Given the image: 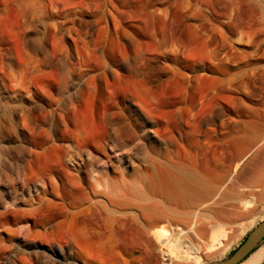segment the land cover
<instances>
[{"label": "rangeland", "instance_id": "1", "mask_svg": "<svg viewBox=\"0 0 264 264\" xmlns=\"http://www.w3.org/2000/svg\"><path fill=\"white\" fill-rule=\"evenodd\" d=\"M239 2L0 0V264H167L152 234L179 228L210 264L264 222V20ZM179 163L229 193L154 228L150 184Z\"/></svg>", "mask_w": 264, "mask_h": 264}, {"label": "bare ground", "instance_id": "2", "mask_svg": "<svg viewBox=\"0 0 264 264\" xmlns=\"http://www.w3.org/2000/svg\"><path fill=\"white\" fill-rule=\"evenodd\" d=\"M240 4H242L241 8L239 10V13H241L240 15L243 16L246 14H252V16H257V18L259 17V18L264 20V0H242V3H240ZM243 8H244V10H243ZM263 29H261L262 32L264 31ZM117 130L118 131L116 133L118 134V132H119V135L116 136V139L118 137V139L116 141L120 140L119 137H121V133H122L123 129L120 128ZM240 149L235 150L234 156L232 155L234 159H237L241 156L243 149H241V150ZM239 160H240L239 166H241L242 162H245V161H242V159H239ZM239 160L237 159V162ZM243 160H244V158H243ZM221 161H223V159ZM221 161L219 160L220 164L222 163ZM220 164H218V165L216 164V166H219ZM84 165H85V167H87L88 164L84 163ZM224 165L226 166V164H224ZM209 166L207 165V167H209ZM198 167L190 168L188 165H186L184 163H179L175 169H172V170H170V168L164 169L162 178L159 181L153 180V183L150 184L151 186L149 185L150 187H149V195H148L149 198L148 199L150 201V204H148L149 206L147 208V217L150 218L149 224H151L152 227L155 228L158 225L161 226V224L162 225L166 224L167 221L171 218V215L173 213H175L179 208H187L190 206H197L199 214H200V213H204V212L208 211L209 207L211 205H213V206L219 205L220 206L223 203V202L220 203V201L222 200L221 194H223L224 192H225L224 194L227 193L225 190L226 188L224 189L223 188L224 186H217V185H219L218 182H217L218 184L216 183L217 185H215V181H220V183H221V181H222L221 179L224 177V175H223L224 172L220 173L219 175H215L216 174L215 172L210 173L208 171L209 172L208 173L206 171L199 169ZM216 168L217 169L220 168L221 171H225V168L223 167V165H222V167L219 166ZM206 169L208 170V168H205V170ZM212 170H214V168H212L211 171ZM255 171L257 172V170H255ZM236 172H237V170H236ZM240 174H242V173H240ZM240 174H238L239 177H240ZM227 176L229 177V175H227ZM242 176H243V174H242ZM102 178H103V180H99L96 183H93L91 185L94 192L97 193L98 191H100V192H103V194L105 193V194L111 195L112 193H114V191L111 188L112 186L108 187V185L111 183L113 184V180L110 177H108L106 173L103 174ZM229 178H231V177H229ZM237 178H238V176H237ZM251 178L254 180L255 177L253 178V176H252ZM240 179L242 180V178H240ZM247 179L248 178L246 177V181H247ZM226 180H228V179H226ZM244 180H245V178L243 179V181ZM255 180H256L255 182H257V179H255ZM229 181H231V180H229ZM243 181H241V182H243ZM248 181H247V183H250L252 180L251 181L248 180ZM227 183L225 184V186L227 185ZM232 183L233 182L231 181V184ZM238 183H240V182H238ZM228 184L231 185L230 183H228ZM233 184L235 186V183H233ZM229 185H227V189H228ZM236 185H238V184H236ZM242 185L245 186L246 183L242 184ZM108 188H111V189H108ZM241 188L242 187H239V189H241ZM245 188H246V186H245ZM253 188H254V186H253ZM230 189H234V187H232ZM237 190H238V188H237ZM222 191H223V193H221ZM238 191H235L238 195L235 194L236 196L232 195V197H234V201H237L238 203L243 204L244 201L247 200L246 195H243L242 194L243 192L240 193ZM241 191H243V190H241ZM228 193H227V195H228ZM230 193H231V191H230ZM219 195H221V196L219 197ZM249 196H251V195H249ZM159 197L163 198L167 203H169L170 208H168V209L161 208L159 203H158ZM223 197H226V195ZM228 197H226V198L228 199ZM217 198H219L221 200L219 201ZM110 199H112V198H110ZM217 200L219 202H217ZM119 202L121 203V201H119ZM119 202H117V203H119ZM228 202H229V200H228ZM232 203H234V202H232ZM235 203L231 207H233L236 210L239 208V205H237L238 203L237 204H235ZM231 207H230V209H231ZM246 207H247V204H245V208ZM224 208H229V207L224 206L223 208H221V210ZM225 210H228V209H225ZM239 210H241V209H239ZM239 210H237V211L239 212ZM235 214H236V212H234V211H228V214L224 213V216L225 217H233V216H235ZM213 226H214V230H213V234H212V238H213L212 241L216 240V242L213 244V246L219 245L221 247V245L224 243L222 239H224L226 237V235H225V237H224V235H222L223 234L222 232H224V231L221 229L222 228L221 224H215ZM216 228H218V229H216ZM170 233H172L171 234L172 237L168 236L167 229H163L157 233L152 234L154 236V238L159 243H162L164 245V248L162 249V253L164 255L163 257L165 258V260L169 261V263H167V264H199V263H201L203 257H202L201 249L198 245L194 244L187 236H183L182 230L180 228L176 231L172 230V232H170ZM223 245H225V244H223ZM263 261H264V244L257 251H255L253 254H251V256L247 260H245L242 264H262ZM60 263L61 264H77L76 262L70 261L67 259H63V261L61 260Z\"/></svg>", "mask_w": 264, "mask_h": 264}, {"label": "water", "instance_id": "3", "mask_svg": "<svg viewBox=\"0 0 264 264\" xmlns=\"http://www.w3.org/2000/svg\"><path fill=\"white\" fill-rule=\"evenodd\" d=\"M264 244V222L256 227L228 258L210 264H241ZM264 264V261L262 262Z\"/></svg>", "mask_w": 264, "mask_h": 264}, {"label": "crops", "instance_id": "4", "mask_svg": "<svg viewBox=\"0 0 264 264\" xmlns=\"http://www.w3.org/2000/svg\"><path fill=\"white\" fill-rule=\"evenodd\" d=\"M242 264V263H241Z\"/></svg>", "mask_w": 264, "mask_h": 264}]
</instances>
